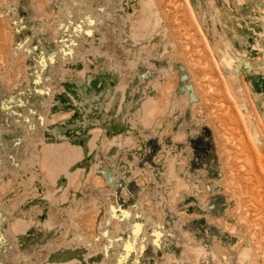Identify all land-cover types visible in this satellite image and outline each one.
I'll list each match as a JSON object with an SVG mask.
<instances>
[{
	"label": "rangeland",
	"instance_id": "rangeland-1",
	"mask_svg": "<svg viewBox=\"0 0 264 264\" xmlns=\"http://www.w3.org/2000/svg\"><path fill=\"white\" fill-rule=\"evenodd\" d=\"M74 250L264 264V0H0V264Z\"/></svg>",
	"mask_w": 264,
	"mask_h": 264
},
{
	"label": "bare ground",
	"instance_id": "bare-ground-1",
	"mask_svg": "<svg viewBox=\"0 0 264 264\" xmlns=\"http://www.w3.org/2000/svg\"><path fill=\"white\" fill-rule=\"evenodd\" d=\"M115 139L114 140H116V141H119L121 138H122V135L121 134H119V135H116L115 137H114ZM109 142H110V140L107 138V136H104L99 142H98V144H97V141H94V143H93V146L95 147V149L92 151V152H90V154L88 155V156H86L87 158H90L91 156H93L94 158H97L96 159V161L94 162V163H96V166L98 167L99 165H102V164H104V168L102 169V171H103V174H106V175H111V173L112 172H114V170H119L120 171V166L118 165V162H119V159L121 158V157H124L125 156V153H124V151H121V150H118V154H117V157L114 159V160H112V161H110L109 160V158H107V154H106V151L108 150V146H109ZM87 158H85V160H87ZM110 158H112V156L110 157ZM95 165V164H94ZM96 167V168H97ZM84 168L82 167V168H80V169H78V171L75 173V175L71 178V180L68 182V183H66L67 185H66V190L65 189H62V190H60V192H59V198H57L58 199V203H64V204H66V203H69V202H71L73 199H74V197H72V195H76V194H73L72 193V190L74 191V189L76 190L77 188V186H78V184H79V178L82 176V173L84 172V170H83ZM48 171V170H47ZM47 173V172H46ZM45 173V174H46ZM47 176V175H46ZM49 180L50 181H52V182H58L59 180H57V178L55 177V176H53L52 177V179L51 178H49ZM109 180V179H108ZM81 183V182H80ZM55 186H54V188H57V187H59V185H57V184H54ZM76 186V187H75ZM53 189V188H52ZM52 189H49L50 190V192L52 193L53 192V190ZM83 190H87V189H85V188H83ZM75 199H76V197H75ZM74 199V200H75ZM52 200L53 201H57L56 200V198L55 197H53L52 198ZM71 205V204H70ZM71 208V207H70ZM126 214H128V212H125L124 211V213L122 214V216L123 215H125V217H126ZM56 212L53 210H51L50 211V213H49V217H48V219H47V221H48V223H47V225L50 227V226H52V224L51 223H54V222H56L57 223V221H56ZM59 215V214H58ZM129 216V215H128ZM137 216H142V213L140 214V213H138V215ZM59 222H62L63 221V218L61 217V216H59ZM134 219V218H133ZM132 220V219H131ZM112 223V222H111ZM133 222L132 221H130V224L131 225H133V228H135V231L136 232H138V230H139V228L141 227V226H143V224L144 223H142L141 221H139V220H137L136 222H135V224H132ZM124 225V224H123ZM122 230H124L125 228L124 227H122L121 228ZM114 230H116V229H114ZM156 230V229H155ZM157 232V231H156ZM115 233V232H114ZM158 233V232H157ZM117 234V236L116 237H118L117 238V240H118V242L116 243V247H120V246H123L124 247V250H125V252H130L131 250H132V248L134 247V245H133V243H135V240H132L130 237H126V236H124L122 233L121 234H119L118 235V230H116V233H115V235ZM65 236V233H63L62 235H61V240H62V238ZM115 237V238H116ZM65 242V241H64ZM111 243L112 242H110V245H111ZM60 244V246L61 247H63V249H68V250H70L71 248H70V244L68 243V242H65V243H59ZM109 245V246H110ZM108 245L106 246V249L104 250V255H105V257H104V255H103V258L104 259H111L112 258V253L110 252V247H109ZM81 251H83V250H81ZM137 251V250H136ZM74 253H75V255L74 256H71V257H68V258H65V259H63V260H55L54 261V264H70V263H72V262H74V261H77L78 260V255H80L79 253H80V251H73ZM240 253H239V257H240V259H243L246 255H247V250H246V248H241V250L239 251ZM81 254H82V252H81ZM91 254V251H87V252H85V255H84V259L85 258H87L89 255ZM164 257L165 258H169V256L165 253V255H164Z\"/></svg>",
	"mask_w": 264,
	"mask_h": 264
},
{
	"label": "crops",
	"instance_id": "crops-1",
	"mask_svg": "<svg viewBox=\"0 0 264 264\" xmlns=\"http://www.w3.org/2000/svg\"><path fill=\"white\" fill-rule=\"evenodd\" d=\"M202 216H204V214H202Z\"/></svg>",
	"mask_w": 264,
	"mask_h": 264
}]
</instances>
